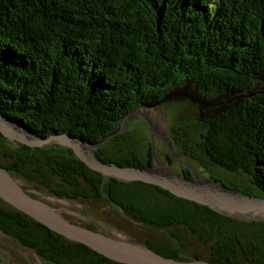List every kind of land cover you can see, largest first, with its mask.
I'll list each match as a JSON object with an SVG mask.
<instances>
[{"label": "trees", "instance_id": "trees-1", "mask_svg": "<svg viewBox=\"0 0 264 264\" xmlns=\"http://www.w3.org/2000/svg\"><path fill=\"white\" fill-rule=\"evenodd\" d=\"M182 85L202 95L209 113L172 133L188 140L198 131L205 162L239 180L208 178L264 197V0H0V112L36 137L97 142L130 111ZM6 141L0 134V166L14 178L70 200L99 202L104 192L133 221L165 231L164 241L140 240L164 257L264 264L263 221L231 219L142 181L104 179L70 148L50 154ZM132 148L94 155L121 166L153 162L150 142L145 157ZM165 160L170 167L168 151ZM178 172L192 179L186 166ZM52 176L59 178L53 187ZM0 233L46 264H123L1 199ZM190 237L208 247L205 257L188 248Z\"/></svg>", "mask_w": 264, "mask_h": 264}, {"label": "water", "instance_id": "water-1", "mask_svg": "<svg viewBox=\"0 0 264 264\" xmlns=\"http://www.w3.org/2000/svg\"><path fill=\"white\" fill-rule=\"evenodd\" d=\"M160 102H158L159 104ZM156 105V104H154ZM154 105L139 106L130 111L121 123L106 133L97 142H87L68 134H52L46 138L36 137L23 129L0 112V134L8 140L18 142L29 147L59 144L70 148L76 157L90 169L98 172L103 178H114L118 181H142L167 190L171 194L198 204L205 205L211 210L229 217L243 221H264V197L245 194L238 189L229 187L211 178H202L196 174L191 165L174 151L167 133L157 126L149 114L142 118L146 122L151 136L152 163L142 167L121 166L103 162L94 155V151L110 137L120 134L127 121L135 112L142 113L145 108ZM157 137L161 140L170 156L180 161L192 173V179L187 178L175 169L161 164L156 165L154 158L153 141ZM0 199L11 205L49 230L78 243H81L96 253L123 264H214L204 260H176L164 257L143 243L130 239L107 236L98 231L91 230L63 217L45 201L32 197L25 191L9 172L0 166ZM28 258L31 250L11 240ZM33 261V260H32ZM34 264L33 262H31ZM257 264V263H238Z\"/></svg>", "mask_w": 264, "mask_h": 264}, {"label": "rangeland", "instance_id": "rangeland-1", "mask_svg": "<svg viewBox=\"0 0 264 264\" xmlns=\"http://www.w3.org/2000/svg\"><path fill=\"white\" fill-rule=\"evenodd\" d=\"M201 99L202 95H200L198 92L193 91V89L191 90V87L182 85L177 90L172 91L163 102H160L159 104H156L150 108H145L142 113H140V111L135 112L132 118L127 121L124 128L120 132V134L124 132V140L118 138L111 140L107 139L101 144L99 148H102L106 152L123 154L126 153L124 151L133 149L132 146L134 145L138 154L145 157L146 147L151 141V136L148 126L142 117L146 114H149L151 118L154 117L153 120L160 127V122L162 123L161 128L165 131V133H167L169 139L171 140L174 151L180 156L181 159L185 160L191 165L194 174L202 178H208L214 175L222 179L238 181L239 177L234 173L227 172L205 162L202 154L195 146V143L199 140L198 131H189L190 138L188 140L184 139V137H181L180 131L177 134H173L171 131L172 127L178 128L184 123H189L191 121L199 122L200 120L203 121L204 116L208 115L209 110H204V105L200 103ZM130 124H133V126L131 127ZM180 137L183 140L182 142L178 141ZM6 145L13 148L18 147L16 142L8 139L6 141ZM153 146L156 153V157L154 158L155 164L161 165L163 163L167 165L165 160V152L167 149L164 147L161 140L155 137ZM39 147H49L48 149L51 150L49 152L50 154L53 152L64 151L61 148H67L55 143ZM182 152L186 154L183 155ZM1 160H3L4 163L7 162V160L4 158ZM182 166L186 165L174 159L170 167L178 171V169H180ZM14 179L18 181L25 191L34 195L35 198L45 201L60 214H63L67 219L85 225L94 226L97 229L96 231L106 234L107 236L130 238L139 242L143 238L161 241L166 239L165 231L151 228L147 224H138L137 222L130 219V217H126L114 210L110 203L108 204L105 200L106 195L102 190V187L104 186H99V190L103 192L100 201L92 202L90 199L70 200L56 197L47 190L43 188H37L25 180L18 178ZM50 180V183H52L51 186L53 187L55 186V183H58L59 178L52 176L50 177ZM82 185L86 190H88V187L85 184ZM183 236H187L185 232L183 233ZM189 240L192 242V244H190L188 247L191 251H194L203 257L208 254L209 249L207 246L197 243L191 237ZM31 262L34 264H46L35 254L32 255V258H28L15 245L11 244V239L0 233V264H32Z\"/></svg>", "mask_w": 264, "mask_h": 264}, {"label": "flooded vegetation", "instance_id": "flooded-vegetation-1", "mask_svg": "<svg viewBox=\"0 0 264 264\" xmlns=\"http://www.w3.org/2000/svg\"><path fill=\"white\" fill-rule=\"evenodd\" d=\"M108 204L110 203L111 207H113L114 210L118 211L119 213H121L122 215L129 217L120 207H118L117 205L111 203V202H107Z\"/></svg>", "mask_w": 264, "mask_h": 264}, {"label": "bare ground", "instance_id": "bare-ground-1", "mask_svg": "<svg viewBox=\"0 0 264 264\" xmlns=\"http://www.w3.org/2000/svg\"><path fill=\"white\" fill-rule=\"evenodd\" d=\"M153 116V115H152ZM150 118H151V116H150ZM154 118V117H153ZM153 118H151L152 120H153ZM154 121V120H153ZM160 125H161V127H162V123L160 122ZM157 126L160 128V129H162L158 124H157ZM156 165H159L160 166V164H156ZM29 254H30V256H31V258H32V255L34 254V253H32V252H29Z\"/></svg>", "mask_w": 264, "mask_h": 264}]
</instances>
